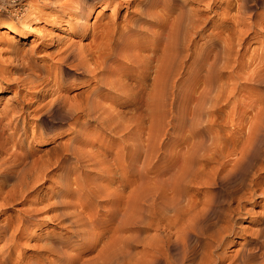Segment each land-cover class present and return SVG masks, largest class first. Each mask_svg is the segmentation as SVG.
<instances>
[{
	"label": "bare ground",
	"instance_id": "1",
	"mask_svg": "<svg viewBox=\"0 0 264 264\" xmlns=\"http://www.w3.org/2000/svg\"><path fill=\"white\" fill-rule=\"evenodd\" d=\"M38 1L45 8L55 11L49 15L51 25L66 24L67 32L78 33L82 37L90 36V43L62 51L57 74L51 76L46 73L38 81L31 79L34 82H30L31 85L36 84L37 87L38 84L41 89L53 88L55 95L46 105L42 103L43 106L40 104L37 107L40 119L50 117L60 121L51 127L45 125L40 128L39 136L43 140L40 145L44 146L38 151L41 154L34 156L28 164L25 161L31 152L17 154L0 145V153L6 155L4 160H0V219L7 210V216L4 217L11 220L4 226L0 224V236L7 235L3 245L10 254L26 231L39 226L38 222L44 219L38 218V214L52 210L57 213L51 215L49 221L59 230L66 228L65 233L68 235L63 233L65 236L60 237L61 233L56 237L53 233L48 234L45 241L34 247L35 255L30 259L20 258L12 262L9 257H2L0 264H126L123 250L131 248V243L135 241L131 225L140 226L134 233L137 236L149 229L159 233L148 243L143 236L140 235V239L136 236V244L138 241V244L144 243L141 255L136 258V261L139 259L137 264H224V251L221 249L234 243L238 233L244 230L243 223L247 216L252 214L253 210L249 207L264 197L263 106L232 105L222 110L216 105L206 107L202 104L193 110V113L204 111L207 118L201 121L199 117L201 124H205L196 132L201 142L193 150L194 175L183 170L179 179L190 184L198 182L213 186L217 192L199 201L190 197L192 200L185 206H179L178 190H163L161 185L153 183L148 170L143 167L140 153L131 155L128 152L131 145H125L124 153L108 162L104 158L106 155H89L79 147L74 148L72 143L88 145L81 132L75 130L81 120L108 127V130L112 125L110 131L127 129L122 113L115 112L113 107L130 106V113L137 118H142L147 110L152 109L155 121L159 120L164 108V90H235L233 85H226V82L235 79L264 81L263 64H255L249 69L253 64L251 60L244 64L236 63L235 49L242 45L251 32L255 33L253 19L258 17L255 13L257 0H225L220 18L215 20V27L219 30L217 40L208 33L213 21L210 14H217L212 8L213 0H127L122 17H118L120 6L114 7V15L99 24L93 36L90 33L94 27L87 23L89 10L95 5H100L102 10L109 8L113 0H33L19 3L17 8L7 11L5 19L11 27L0 23V28H10L14 35L19 34L13 27L16 25L21 29H33L31 24L35 21L32 20L46 16L42 10L37 11L34 2ZM23 5L26 7L24 11L21 8ZM33 30L38 37L44 36L43 25ZM221 34L225 36L223 40L220 39ZM21 36L26 38L27 34ZM199 41L202 43L199 44ZM182 74L187 76L185 83L178 81ZM222 74L228 77L221 78ZM1 75L0 72V80L9 86L27 83L24 77L9 81ZM218 82L224 85L214 89ZM69 90L77 91L70 95ZM115 92L117 98H112L111 94ZM246 115L248 118H244ZM218 120H225L224 125L231 124L233 128L224 130ZM69 122L67 126L71 130L70 134L75 135L72 139H65L63 124ZM212 125L218 127L216 133L211 132ZM216 140L220 142L216 144ZM69 161L74 165L72 168L61 167ZM86 162L99 167L107 184H118L113 189H87V193L96 199H104L101 202H85L82 208L96 210L99 203L111 206L102 222L96 221L90 210L84 215L70 214L72 211L67 213L69 205L66 198L73 196L72 184L76 183L71 176ZM131 163L142 164L136 175L129 174ZM211 164L214 166L210 167ZM52 170L60 172L57 176L61 181L71 178L69 182L60 183L55 197L57 201L51 203L49 196L38 198L37 194L35 199L27 201L31 192L42 188ZM249 174L251 177L248 179ZM158 175L156 173L155 177ZM7 183L8 189L3 191ZM17 204L25 207L14 209ZM38 204L44 205L38 208ZM118 216L122 217L120 222L115 221ZM262 220L264 222V216ZM89 224L102 228L99 238L90 234L89 229L86 230ZM260 228L255 246L244 248L239 254L229 257L226 264H264V226ZM165 231L171 233L166 234ZM109 232L112 235L105 238ZM74 246H78L79 251L76 254L69 253V249ZM92 252L95 253L88 260L82 259V255ZM130 260L129 264H136V261H132L133 255H130Z\"/></svg>",
	"mask_w": 264,
	"mask_h": 264
},
{
	"label": "rangeland",
	"instance_id": "2",
	"mask_svg": "<svg viewBox=\"0 0 264 264\" xmlns=\"http://www.w3.org/2000/svg\"><path fill=\"white\" fill-rule=\"evenodd\" d=\"M27 1L33 2V0H0V23H3L5 25L9 24L8 27H11L9 21L5 19V16L7 15L6 12L12 10V8L14 7L17 8L19 6V3L24 4ZM46 1H50V0H44V2ZM224 1L225 0H213L212 2V8L217 11L216 12L217 14H214L213 12H211L210 14V16L213 17V21L212 24L210 25L208 33L210 34V37L214 40H217L219 36V30L215 27V25L217 24L215 23V20L217 18H220L219 13L222 12L221 7L223 6ZM36 3L37 2H34L37 11L42 10L46 16H41L36 19H33L32 21L35 22H32L31 26L33 29H37L38 27H41V25H43L44 26L43 37H38L37 34H35L36 31H34L33 29H29V30L27 28L21 29V27L19 28L18 25L13 26L16 27L15 29H17V32H19V34H15V35L10 32L9 30L10 28L8 29L5 27L0 28L1 31L0 32V72L2 73L1 76L7 80L9 79V81L10 79L17 80L24 78L27 80V83L24 85H21L20 83L19 84L15 83V85L13 86L6 85L4 80L3 81L0 80V129H1L0 145L3 144L4 145L3 149L9 151L10 148V151L13 150L15 151L14 153L17 154L23 153L24 151L31 152L30 153L31 155H29L27 161H25L26 163H28L29 161L31 162V159L33 160L35 158L34 156H38L41 154V152L38 151L44 149L43 148L44 146L40 145V143H42L43 141L40 140V136H39L40 128L45 125L51 127L55 124L60 123V121L52 120L50 119V117L40 119V111H37L38 110L37 107L39 108L40 104L42 105L43 103V105H46L51 100V98L55 96L53 95L52 92L53 88L47 87L46 89L44 88L41 89V87L38 86V84L36 87V84L31 85L30 82L38 81V79L44 77L46 73H49L51 76H53L54 73L57 74V71H59V68L57 69V66L59 65V58L61 56V52L64 51L65 49L68 48L75 49L76 46L77 47L80 45L87 46L90 43L89 42L90 36L82 37L78 33H74L71 31L67 32L66 24L51 25V22L49 20L50 19L49 15H51L53 12L55 13V11H51L45 8L44 6L41 5L40 1H38L37 4ZM126 5H127V0H113L109 8H105L102 10L100 5H95L94 7H92L89 10V15L87 18L88 25L90 27L92 26L94 27V30H92L90 33L91 36L94 35L93 33H96L95 32L96 29L98 31L99 24L105 23L110 15H114V11H113L114 7L117 8L120 6L119 7L120 9L118 10V17H122L124 12L126 11ZM21 8L22 11H24L26 7L23 5V7ZM98 10L101 11L97 14ZM37 11L35 10V13H37ZM255 13L258 14V17L253 19V22L255 24L254 25L255 33L251 32L249 34V37L244 40L242 45L239 48L237 47L235 49L237 51L236 63L244 64L247 62V60H251L253 64L249 69L255 66V64L257 65L259 63L263 64L264 67V59H263L264 58V0H257ZM13 21H15V19ZM71 23L72 22H70V24ZM22 34H27L26 38H22L21 36ZM224 37L225 36L223 34L220 35V39L223 40ZM4 41L8 43L6 44ZM201 43L202 41H199V44ZM69 45L70 46L72 45V47H70ZM11 49L14 52H12ZM225 77H228V75L222 74L221 78H225ZM31 79L33 81H31ZM192 79L194 80L195 78L193 77ZM187 80H188L187 76L182 74L178 81L181 83H185ZM255 80L258 79L249 80V81L244 79H235L233 80V82L227 81L226 85H233L235 90H201V88L197 90H164L163 113L161 114L159 120L156 119V121L152 109L147 110V112L143 114L142 118H137L135 115L130 113V109H131L130 106H124L122 108L117 107V109L116 107H113L115 112L120 111L119 113H122V117L125 120V125L127 129H124L123 131L122 130L110 131L112 125L109 126V130L108 127L107 128L105 127L107 129L105 130V128L102 125L93 124L90 122H86L85 120L84 121L81 120L80 124L75 127V130L81 132V136L83 140L86 143H88V145L84 146V145H78L77 143H72V146L74 148L79 147L81 150L83 149V151L88 153L89 155L94 156L97 153L98 155L103 157L104 154V156L105 155L107 156V157L105 156L104 158L105 159L107 158L106 161L109 162L114 156L117 155L119 156L120 154L124 153L123 150L126 146L131 145V149L128 150V152L131 155L140 153L143 159L142 160L144 165L143 167H145L146 170H148L149 172L148 175L153 180V183L155 182L156 184L161 185L163 190H165V188L166 190L167 189L169 190L172 189L173 191L178 190L177 194H179L178 196L182 198L181 199L179 197V201L181 202L179 203V206L181 205L185 206V204H187L192 199L199 201L204 196H210L211 194L217 192V190L215 191L213 189V186L201 185L198 182H193L192 184H190L185 182L184 180L179 179L181 171L183 170H186L189 173L191 172L192 175H194V171L192 167L193 152L195 151L196 146L199 145L201 142L200 138L196 135V132L202 125L205 124V123L201 124V122L199 121L200 119L199 117L203 119V120L200 119L201 121H204L207 118L205 116L204 111L203 113L202 111L193 113V110L202 104L205 105L206 107L216 105L218 107H221L222 110H225L227 107H232V105L245 107L248 105L259 104V106L264 107V81L256 82ZM221 85H224L223 82L215 83V86L217 87L214 89H217L218 86ZM76 91L77 90H69L70 95L72 93H75ZM147 93H149V90H147ZM50 94L52 95L50 96ZM111 96L112 98H117V92L112 93ZM99 101H101L100 103H105L104 100H99ZM199 113L201 116H199ZM196 116L198 118H196ZM191 117L195 122L192 120ZM242 117L243 116H239V118ZM244 118H248V116L246 115ZM211 119L214 120V117H211ZM224 121L225 120H221V121L218 120V123L223 125L222 128L224 130L230 131L233 128L232 125L231 124L224 125L225 123ZM70 123L71 122H69V124L66 123L63 124L64 126L63 129L65 130V132L64 130L62 131L64 132L63 134H65V139H72L73 136L75 135V133L70 134L71 130H69L67 126L70 125ZM196 123H198L199 126ZM3 124H5V126ZM129 128H131V130L128 131ZM193 128L195 130H193ZM217 131H218V127L216 125L214 126L212 125L211 132L216 133ZM6 140H8L7 145L4 144ZM152 142L154 144H152ZM219 142H220L219 140H216V144H218ZM148 143L150 146L148 145ZM213 143H215V141ZM12 145H14L15 148L12 147ZM144 155L148 158L146 159ZM3 157L5 159L6 155L4 153H0V160L1 158L2 160H4ZM149 159L150 161H148ZM1 162L2 161H0V163ZM86 163L88 164V162ZM86 163H83L82 164L83 166H80V168H78L75 171V173L71 176L72 179L75 178L76 183L72 184L73 196L66 198V200L68 201L66 203H68L69 205L67 209V213L69 211L70 212L72 211L71 213L70 212L69 213L84 215L90 210L92 211V213H94L95 220L98 222H102L104 220V216L106 215V212H108L111 206L109 204L108 206L99 203L100 206L96 210H92V208L90 209L85 207L82 208L81 206L85 202L88 201L91 202L95 200L101 202L104 199V198L102 199L101 197L96 199L95 196L87 193V189L97 190V188L101 189L108 187L113 189L117 187L118 184L117 183L107 184L106 181L103 180L104 175L99 170V167L95 165L93 166L91 164L87 165ZM141 165H142L141 163L129 164L130 166L128 168L129 174L136 175ZM73 166L74 165L69 161V162H64L61 167L62 168L64 167V169L65 168L68 169V168H72ZM212 166H214V164L210 165V167ZM56 171L52 170V172L48 176L50 178H48V180L43 183L42 188L38 191L31 192L27 196V201L33 200L36 197L39 198L40 196H45V197L47 196V198L49 196L48 199L49 202L51 203L53 201L54 202L57 201V198L55 197L59 192L61 185L60 183L62 181L63 183L64 181L69 182L71 178H65V180L61 181V178L57 176V174L60 172L59 171L56 172ZM156 173L159 174L158 177H155ZM250 177L251 174H249L247 178L249 179ZM174 178L176 179L174 180ZM51 179L53 180L51 181ZM171 181H173L177 185L173 184V182L170 183ZM8 183L3 191L7 190L8 185L12 182H10L9 184ZM185 197L187 198V200ZM66 200L64 199V201ZM185 200L186 203H184ZM256 201L257 202L251 207L247 205V207H249L251 211L252 210L253 211L252 214H250V216H247L246 221L243 223L244 230L238 233L234 243L231 246L221 249L222 252L224 251V257H225L224 264L228 262L229 257L234 256L235 254H239L242 250H244V248L249 249L255 246V243L257 242L256 234L259 233L261 229L260 227L264 226L263 225L264 222L262 220V217L264 216V197L257 199ZM43 205L44 204H38L37 207L41 208ZM233 205L235 206V204ZM23 207L25 206L17 204L14 206V209H19ZM6 212L7 210L4 211V214L1 216L2 218L0 219V224H2L3 226L6 225L8 221H11L6 217H4L7 216L5 214ZM56 213H57L56 211L52 210V212L48 211L47 213L41 212L40 214H38V218L40 217V219L43 218L44 219L38 222L37 225L39 226L30 227L26 231V235L20 238L19 239L20 241L19 240L17 241L16 249L10 254L6 251L3 245L5 240L7 239V235L1 234L0 258L9 257L12 262H17L20 258L30 259V257L35 255L34 247L45 241L46 236L48 234L53 233L55 234L54 236L59 237L62 233L60 237H64L66 234L65 231L67 229L65 228V230H59L53 223L49 221V217L56 215ZM121 219L122 217L119 218L118 216V218H116L115 221L120 222ZM102 225L105 226V224ZM88 226H86V230L89 229L88 232H90V234H93L95 237L99 238L101 235L102 228H96L94 227V224H89ZM139 227H140L139 225L130 226L131 233L135 241H133L134 242L133 244L131 243V248L123 250V252L126 254V255L124 254L126 258L125 259L126 264H129L128 261L130 260V255H133L132 261L135 262L136 258H139V256L142 253V249H143L142 247H144V243L138 244L139 243L138 241L136 244L137 235L136 234L134 235L136 228ZM165 232L166 234L171 233L170 231H165ZM158 234L159 233L157 230L149 229L146 231H142L137 237L138 239H140V235L143 236V238H146L145 241L148 240L146 242L148 243L149 241L151 242V240H153V238H155L156 235ZM66 235H68V233ZM110 235H112V232L107 233L105 238H107ZM79 243L81 242L79 241ZM77 247L78 246H74L73 248L69 249L70 251H68L64 247V250H67L69 253L76 254L79 251ZM94 253L95 252H92L91 254H85L82 255L83 257L82 256L81 257L82 259H84V261H86L90 257H92ZM138 260L139 259H137V261ZM137 261L136 264L138 263Z\"/></svg>",
	"mask_w": 264,
	"mask_h": 264
}]
</instances>
